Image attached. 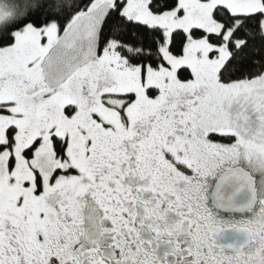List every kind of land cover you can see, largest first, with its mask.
Listing matches in <instances>:
<instances>
[{
	"label": "snow or ice",
	"instance_id": "6c2138e0",
	"mask_svg": "<svg viewBox=\"0 0 264 264\" xmlns=\"http://www.w3.org/2000/svg\"><path fill=\"white\" fill-rule=\"evenodd\" d=\"M0 264H264V0H0Z\"/></svg>",
	"mask_w": 264,
	"mask_h": 264
}]
</instances>
